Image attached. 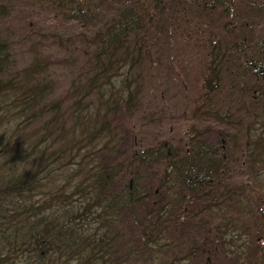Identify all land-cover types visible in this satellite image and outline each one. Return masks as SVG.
Wrapping results in <instances>:
<instances>
[{
    "label": "trees",
    "instance_id": "1",
    "mask_svg": "<svg viewBox=\"0 0 264 264\" xmlns=\"http://www.w3.org/2000/svg\"><path fill=\"white\" fill-rule=\"evenodd\" d=\"M52 2L87 52L54 96L47 59L12 73L0 39V264H259L245 250L262 254L261 240L230 246L224 214L253 208L264 171L254 192L222 173L235 136L249 166L264 164V1ZM189 42L206 51L196 113L221 129L180 144L121 135L156 52Z\"/></svg>",
    "mask_w": 264,
    "mask_h": 264
},
{
    "label": "rangeland",
    "instance_id": "2",
    "mask_svg": "<svg viewBox=\"0 0 264 264\" xmlns=\"http://www.w3.org/2000/svg\"><path fill=\"white\" fill-rule=\"evenodd\" d=\"M52 1L0 0V39L8 41L12 73L19 72L35 57L47 59L50 63L48 74L56 87L55 96L57 93L62 94L77 74L87 50L79 38L80 29L75 23L69 22L63 13L56 12ZM189 43H170L165 51L156 52L154 56L160 59L161 63L146 68L143 72L145 83L141 105L133 116L117 122L121 135L126 132V135L135 136L143 145L166 139L180 144L198 131L206 129L204 132L208 133L221 129L208 121V117L202 116L203 113H196L200 111L197 109L200 107L203 92L201 82L207 75L204 68L206 51H200L196 44ZM227 85L225 84L226 87ZM223 92L225 94V91ZM218 97L223 95L219 94ZM231 133L228 132L229 135ZM234 143L236 149L233 150L232 158L235 162L222 174L229 176L231 173L232 183L242 184L243 189L254 187L252 175L255 172L263 173L264 164L249 166L246 156L241 154L242 151L238 152L237 148L241 147L238 136H235ZM262 176L264 177L263 174ZM261 180L262 186L256 193L259 200L254 201L253 208L245 205V208L236 209L234 214H224L226 220L233 217L232 220H235L237 225L235 229L230 227L235 231L229 232L227 237L230 246L246 249L247 240H261L264 248V179ZM196 228L195 231L202 230L200 226ZM233 235L235 237L231 241L230 237ZM199 239L210 242V239L213 241V236L203 232ZM245 252L247 257L254 256L256 263L264 264V250L262 254L248 249ZM204 254L197 257L196 264H200L206 257ZM213 259L214 264H220L219 257Z\"/></svg>",
    "mask_w": 264,
    "mask_h": 264
}]
</instances>
